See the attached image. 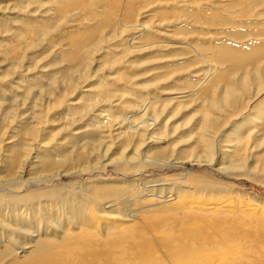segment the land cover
Returning a JSON list of instances; mask_svg holds the SVG:
<instances>
[{"label":"bare ground","instance_id":"1","mask_svg":"<svg viewBox=\"0 0 264 264\" xmlns=\"http://www.w3.org/2000/svg\"><path fill=\"white\" fill-rule=\"evenodd\" d=\"M44 1L15 2L14 9L25 18L23 21L21 19L17 21L16 31H12L11 27L14 26H11L12 23L7 22V19L0 22V34L6 32L5 37L14 32L7 39L17 37L21 40L16 46H10L4 45L5 38L0 39L1 63L8 62L7 67L3 69V76L0 77L2 123L6 118L8 120L10 116H15L20 95L23 94L21 99L24 97L23 102H25L27 95L36 88L42 96L47 97L46 104L42 106L40 113L35 115V123L21 120L20 127H16L19 130L18 137L19 133L23 135L17 138L13 133L14 136H10L14 139V143L5 151L7 152L5 156L1 155V145L6 135L0 131V173L10 177L1 185L2 188L10 187L19 192L24 183L21 180V173L28 166L34 173L51 172L57 168H69L87 161L82 154L71 157L61 147L52 148L49 145L58 134L53 131L54 126L47 128L46 125L58 120H56L57 114L50 116L51 118H46L45 114L64 105L67 102L66 97L92 78L89 73L93 62L100 63L103 60L102 72L106 71L104 70L106 68L107 73H116L113 78L103 75L101 81L96 84L97 88L86 92L92 96V100H81L84 106L80 110L71 109V118L66 120L65 126L67 123L73 126L83 120L87 124L91 120L86 126L92 132L87 136L92 133H99L96 134L99 136L103 134L102 127L110 128L109 119L114 116L117 119L125 111L133 117L139 116L140 122L143 121L144 116L150 114L152 125L155 127L161 125L164 129L161 133L165 134L167 121L189 111L195 113L198 109L201 116L196 122L199 124L196 126L199 132V135H196L197 140L194 143L189 142L191 135L185 132L180 136L182 139L180 142L191 144L189 147L192 149L201 146L203 153L196 158L203 159L204 162L212 158L211 151L217 145H213L208 134L215 135L214 131H217L219 126L226 127L233 120L232 118L245 112L249 108V103L264 90V21L259 20L264 17V0H245L247 3L239 7L249 17L248 21L233 20L238 19L237 15L230 13L229 9L239 6V1L223 3L224 0L222 2L219 0H47L53 3L47 10H44L46 4ZM77 10L85 15L83 18L85 24L68 31L66 26L72 23V13ZM220 12L222 15H219ZM75 14L73 13V16ZM34 23L39 27L32 26L35 28L29 29ZM20 27L25 28L22 34L18 33ZM223 28H231L232 32ZM171 30H174V33ZM130 31L134 33V37L129 41L125 37ZM223 33H227L229 42L241 43L243 48L239 46L234 50H225L224 41L218 40ZM186 34L190 36H185ZM119 41L126 44H121ZM35 44L44 48L43 59L45 58L47 63V69L39 73L45 71L47 73L30 79L22 71V66L25 60L29 59L26 53L32 51ZM174 45H179V48L173 49ZM142 52L148 53L139 55ZM145 56L147 58H144ZM127 57L135 58L137 64L135 68L151 64L144 63V59L151 62L164 61L160 63L166 65L163 68L167 70H164L166 74L159 79H153L152 84L140 87L135 84L136 77L129 75L130 71H125L132 66V62L130 59L127 60ZM203 63L206 65L205 70L202 68ZM222 65L230 67V72L225 77L223 74L227 69ZM198 66L201 68L196 69ZM122 67L124 70L121 69ZM192 68H195V71H192ZM217 72L221 74L218 75ZM169 75L172 77L189 75L191 78L186 80V89L174 94L170 90L164 100L144 95L160 83L169 80ZM231 75L236 76L234 81L228 77ZM111 79L118 83L114 91L111 87L113 85L108 83ZM220 82L224 83V87L214 97L212 90ZM82 88L84 86H81ZM128 89L131 91L140 89L141 92L133 95ZM6 94L11 95L8 101L3 98ZM130 95L137 102L132 101L131 104L124 102ZM171 95L175 96L171 97ZM197 97H201V106H205L204 110L201 106L195 105ZM92 101L100 105L99 111L97 110L98 113L91 118H86L89 114H93V108L96 106ZM5 102H8V105H4ZM102 106H110V108L100 110ZM112 107L116 108L113 114H110ZM166 108L171 117L163 124L160 123V118ZM254 109L255 113L248 115L246 120L240 123L239 128L232 131L233 152L228 156L225 169L242 168L251 158L253 162L245 165L247 170L264 172V100ZM132 116L129 119L123 116L122 119L125 122L133 121ZM185 117L189 116L185 115ZM192 118L190 115L185 122H189ZM11 122L9 120L8 123ZM39 124L43 125V128H40ZM257 124L263 127L252 135L251 132ZM149 126L151 125L146 124L145 128ZM74 127L71 129L74 131L72 137H76V131L80 130L76 128L74 130ZM128 129L129 132L125 134L129 136L128 139L138 136L139 143L145 142L146 131L141 132L131 125ZM43 130L49 133L48 142L44 144L38 141ZM251 137L254 150L256 148L257 150L251 153L252 147L249 155L247 143ZM32 147L35 148L33 157ZM29 156L33 160L30 164H28ZM55 156H59L56 158L59 160H55ZM134 158L135 156L126 159L122 153L119 158L111 161L114 165H121L120 161H123V164ZM94 161L93 166H97L98 159ZM81 170L88 171V167H83ZM99 189L101 193L96 197L104 199V191L100 187ZM94 197L85 195L76 199L77 203L74 202L73 206L71 205L73 202L66 200L59 191L46 193L32 191L23 197L14 196L10 199L0 194V264H215V255H218V252L215 251V255H212L207 246H217L220 240L223 247L224 242L221 239L225 235L227 238L233 236L236 241H242L240 239L249 236L240 225L234 223L226 229L221 227L223 219L218 218L220 209L212 204L202 203L182 210L180 214L178 213L179 218L171 221L167 218V221L171 222L170 230L176 234V236L171 235L173 236L171 238L158 235L160 228L155 225L156 223L149 221L150 217L161 213L160 210L142 211L131 215L123 213V216H119L120 223L130 225L118 227L115 222L108 224L115 221L112 218L114 211L109 210L112 205L99 204L96 202L98 199ZM41 199L50 200L44 203ZM89 206L94 215H91L92 213L86 215ZM60 214L63 220L60 219ZM176 216L177 213L174 214V218ZM245 244L249 247L240 254L241 256H230L231 259L233 258L232 264H264L262 249L258 246L257 252L253 251L258 244L251 240L246 241Z\"/></svg>","mask_w":264,"mask_h":264},{"label":"rangeland","instance_id":"2","mask_svg":"<svg viewBox=\"0 0 264 264\" xmlns=\"http://www.w3.org/2000/svg\"><path fill=\"white\" fill-rule=\"evenodd\" d=\"M16 1L19 0H0V22L7 19V22L12 23L13 25L11 24V26H14L11 27L12 31H16L17 27L15 26L18 20L21 19V21H23L25 19L23 14H20L19 11L14 9ZM219 1L222 2L223 0ZM44 2H46L44 10H47L53 4L50 3V1L47 2V0ZM228 2L239 3V6H233L229 9L230 13L237 15L238 19L233 20H249V17L242 11L241 8H239L247 3L245 0H224L223 3ZM73 13H76L75 16H73ZM73 13L72 23H68L66 26L68 31L72 30L76 26L85 24V19H83L85 18V15L83 12L77 10ZM219 15H222V13L220 12ZM259 20L264 21V17L259 18ZM34 24H31L29 29L39 27L38 24ZM223 29L225 31L228 29V31L232 32L231 28ZM18 30V33L22 34V30L25 31V28L22 29L20 27ZM224 30L222 32H224ZM171 31L174 33V30ZM2 33L3 35L0 34V39L5 38L4 41H6V44L4 45L16 46L17 43L21 42V40L17 37H13V39L9 40L7 39V37L9 38L14 32L6 35L5 37L4 35L6 32ZM185 36L189 37L190 35L186 34ZM133 37L134 33L130 31L127 33L125 39L127 38V40L130 41ZM218 40L224 41L225 45L223 48L225 50H234V48L239 46H242L243 48V44L241 43L229 42L227 33H223V35L219 36ZM119 42L121 44H126L123 41ZM255 43L262 44L261 42L256 41ZM178 46L179 45H174L172 48L175 49V47L177 48ZM145 48L147 49V47ZM172 48L167 49L171 50ZM167 49H165V51ZM31 50L32 51L26 53V57L28 56L29 59H26L24 66H22V71H24V74L28 75L30 79L47 73L46 71L45 73H39L41 70L44 71L47 69L45 58L43 59V57H45L44 48L35 44ZM146 53L142 52L139 55ZM144 58L147 57L145 56ZM206 58L208 57L206 56ZM128 59L132 62V66L128 67L125 71H130L129 75L136 77L135 84L140 87L150 85L154 82L152 81L153 79H159L161 76H165L166 74V72H164L165 69H163L166 65L161 64L164 61L154 60L151 62L150 60L144 59V63L151 64H148V66L144 65L141 68H135L137 65L135 58L131 59V57H127V60ZM1 61L2 60L0 59V77L3 76V69L7 67L6 65H8L6 64L8 63L7 61L6 63H1ZM203 64L202 68L205 70L206 65ZM101 66H103V60H101L100 63L93 62V66L90 68L89 73L92 75V78L82 83L81 86H84V88L81 89L80 86L79 89L73 92L70 96L66 97L67 102L64 105H60V107H56L45 114L46 118L57 114L56 120H58L54 123L46 125L47 128L49 126H54L53 131H56L58 134L51 140V142H49V145L52 148L61 147L62 150L71 157H74L76 154H82L87 158V161L82 162L80 165L70 166L71 168H57L51 172L34 173L29 166L27 168L25 167L26 170L24 169L23 173H21V180L24 181V183L19 192H17L14 188L8 187V189H6L1 187L4 181L10 177H6L4 174L0 173V194L5 195L8 199H10L14 196L23 197L32 191L41 193L59 191L66 200H71L73 202L71 205L74 206V202L75 204L77 203L76 199H80L85 195L96 197L99 193H101V190L99 189L100 187L104 191L103 196H105V198L98 199V197H96L98 199L96 202L104 205L105 203L110 206L112 205V208L109 210H113V213L116 214H113L112 216L115 221H111L108 224L115 222L118 227H128L130 224L125 225L120 223L121 218H119V216H123V213L124 215L125 213H127V215H131L142 211L154 212L160 210V212H162L150 217L149 221L150 223H156L155 225L160 228L158 232L161 234L158 233V235L161 237L168 236V238L176 236V234H173L174 232L170 230L169 223L171 222H168L167 218H169L170 221L171 219L179 218V214L182 210L201 205V203L204 205L212 204V206L220 209L218 211L220 213L218 218L223 219L221 227L226 229L234 223L240 225L241 229L249 235L245 239H240L242 241H236L233 236L227 238V235H225V237L221 239L224 242L223 247L221 246L220 240L218 241L217 246H207L212 255H215V251L218 252V255H215V264H229V261L230 264H232L233 258L231 259L230 256H241L240 254L243 251H247L246 248L249 247V245L245 244V242L249 240L258 244L256 249L253 251L257 252V247L259 246V248L264 252V172H260L258 170H247L245 165L253 162L251 158H249L247 163L242 168H224L225 164L228 162V156L232 155L233 152V146H231V138L233 137L232 131L239 128L240 123L244 122L248 115H253L255 113L254 108L262 104L264 100V90L259 94V96H257V98L253 99L249 103V108L245 112H242L239 116L232 118L233 120L229 122L226 127L223 128L219 126L218 130L214 131L215 135H213V133L208 134V138L212 141L213 145H217L211 151L212 158L208 162H204L203 159L196 158V156H200L203 153V148L201 146H196L192 149L189 147L191 144L189 145L186 142H180V140H182L180 139V136L185 132L190 133L191 135L189 142L194 143L197 140L198 136L196 135H199V132H197L198 127L196 128V126L199 124L196 122H198V117L201 116L198 109H196L195 113H190V111L187 113L182 112L185 114L180 116L178 115L179 117H175L169 122L167 121L165 134L161 133L163 129L161 125L157 127L152 125L153 120L150 114L143 117L145 122H143V119L142 123L139 120V116L133 117L130 113L127 114L125 111L123 112V115L117 119L115 118L116 116L113 115L114 117H112V121L109 119L110 128L102 127L101 130L103 131V134L99 136H97L99 133H92L89 137L87 136L89 132H92L91 129L86 126L91 120H89L87 124H85L86 122L83 120L81 123L75 122L76 125L74 124L73 126H69V123H67L65 126L64 124H66V120L71 118V109L72 111L78 109L80 110L84 106V102H81V100H92V96H89L86 92L89 89L97 88L96 84L101 81L103 75L110 78L114 77L116 72L114 74L111 72L107 73L106 68H104L106 71L102 72L103 69H101ZM226 66L227 67L222 65V67L227 69L224 70L226 72L223 74L224 77L228 72H230V67L228 65ZM197 68L201 67L198 66L196 69ZM121 69L124 70L123 67ZM194 69L195 68H192V71H195ZM217 74L220 75L221 72H217ZM171 77L172 75H169V80L164 81V83H160L156 88L149 90L148 93L144 95L146 97L152 96L153 98L164 100L170 93L168 91L171 90V93L174 94L183 91L181 89H186V80L191 78L189 75H181L178 77L175 75L172 78ZM228 77H230L232 81L236 78V76L232 77V75ZM108 83L113 85L111 86L113 91L116 89V85H118L117 81L114 79L109 80ZM223 85L224 83L220 82L217 87L212 90V95L214 97H216L220 90L223 89ZM59 87H61V84ZM174 88L177 90H174ZM163 89L165 91H161ZM128 90L133 95L141 92L140 89L137 91ZM1 91L2 89H0V98H2ZM21 96H23V94L19 96L20 98L18 97L19 103L17 104L18 107L16 114L19 116L15 114L17 118H14L15 116L13 115L10 116L11 118L9 117L8 120H6V118L5 120L7 123H5L4 120V126H2L3 123L1 117L3 116L0 115V131L6 135V138L3 140L1 145L2 156L7 155V152L5 151L11 147L10 145L12 143H14V139L10 138V136H14L16 134L17 138H19L23 135V133H19L18 137L17 133L19 130L16 129V127H20L21 120L35 123V115L40 113L42 106L47 102V97L45 95L42 96L39 89L36 88L32 91V93H30V95H27V100H25V102H23L25 98L23 97L21 99ZM173 96L175 95H171V97ZM4 97L8 101V99L10 100L11 95L6 94L3 98ZM12 97L14 96L12 95ZM40 99L42 101H40ZM132 101L137 102V100H135L131 95L127 96L124 100L127 104H131ZM196 101L197 104L195 105L201 106V97H197ZM92 102L96 104V102ZM4 105H8V102H5ZM99 107L100 105L96 104L93 108V114H89L86 118H91V116L96 115L99 111ZM108 108H110V106H102L100 110H106ZM115 108L116 107H112L110 114H113V110H115ZM201 108L204 110L205 106H201ZM162 115L160 123L163 122L164 124V122L169 120L171 117L170 114L167 113V108L164 109V113ZM185 115H188L189 117L192 115L193 118L189 122H185L189 118L185 117ZM131 116L134 119L133 121L128 120L125 122L122 119V117L129 119ZM9 120L10 122L12 121L10 124L8 123ZM13 120L14 123L17 122L16 126L13 123ZM146 124L151 126L145 128ZM39 125L40 128H43V125ZM130 125L138 128L141 132L142 130L146 131L147 136L144 137L145 142L143 141L142 143H139L138 136L133 139H128L129 136L127 137L125 134L129 132L128 127ZM21 127L23 128L24 126L21 125ZM73 127L74 130L75 128L80 129L79 131H76L77 134L74 133L77 135L76 137L71 136L72 132H74L71 130ZM262 127L263 125L257 124L256 128H253L251 134L254 135L257 129L260 130ZM23 130H25V128H23ZM48 136L49 133L46 130H43L38 141L42 144L47 143V139H49ZM90 137L93 138L90 139ZM158 139L161 140V142ZM252 144L253 142L251 137L247 143V153H249V155H251L249 151L253 147ZM255 150H257V148ZM255 150L253 147L251 153H254ZM34 152L35 148L32 147V157ZM158 152L161 153L159 154ZM122 153L126 159H130L134 156L135 158L130 161H125L123 164V161H120L121 165H114V162L111 160L119 158ZM56 158H59V156H55V160H59ZM95 159H98L97 166H93ZM32 161L33 160L30 157L28 164L32 163ZM83 167H88V171H82L81 169ZM49 200L50 199H41L44 203ZM9 203L11 204L12 202ZM4 204L5 202L3 205ZM89 208L91 209V207H87L85 212L86 215L91 213V215H94V212H92ZM165 210H167V212ZM170 210H173L174 212L171 213ZM176 213L177 216L174 218V214ZM60 219H64L61 214ZM153 243L157 244L155 241H153ZM227 255H229V257Z\"/></svg>","mask_w":264,"mask_h":264}]
</instances>
